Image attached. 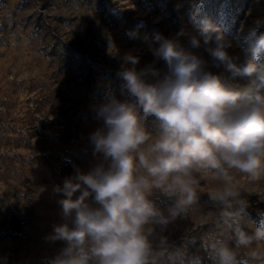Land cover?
I'll list each match as a JSON object with an SVG mask.
<instances>
[{"label":"clouds","instance_id":"clouds-1","mask_svg":"<svg viewBox=\"0 0 264 264\" xmlns=\"http://www.w3.org/2000/svg\"><path fill=\"white\" fill-rule=\"evenodd\" d=\"M198 22L187 44L183 29L171 38L142 31L143 21L126 30L153 57L143 66L104 33L119 67L90 105L85 152L95 162L87 171L73 163L52 189L60 222L45 240L64 245L54 264H161L164 233L202 208V194L213 227L199 250L209 264H264V247H254L264 245V209L253 219L244 195L264 185V33Z\"/></svg>","mask_w":264,"mask_h":264},{"label":"rangeland","instance_id":"rangeland-1","mask_svg":"<svg viewBox=\"0 0 264 264\" xmlns=\"http://www.w3.org/2000/svg\"><path fill=\"white\" fill-rule=\"evenodd\" d=\"M204 16L227 34L264 33V0H0V264H54L60 256L64 245L45 240L60 222L52 189L72 174L73 163L87 171L95 162L85 152L95 127L90 105L98 84L119 67L104 33L121 56L132 51L143 66L153 57L126 30L143 21L142 31L171 38L183 29L187 44ZM244 195L256 219L264 185ZM207 201L202 194V208L168 227L161 264H191L195 257L209 264L199 250V238L213 227Z\"/></svg>","mask_w":264,"mask_h":264}]
</instances>
